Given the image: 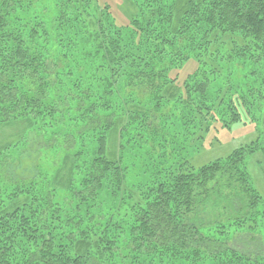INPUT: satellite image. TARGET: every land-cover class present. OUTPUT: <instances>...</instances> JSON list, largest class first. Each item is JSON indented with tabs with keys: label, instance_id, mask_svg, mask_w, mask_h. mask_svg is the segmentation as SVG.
Segmentation results:
<instances>
[{
	"label": "trees",
	"instance_id": "16d2710c",
	"mask_svg": "<svg viewBox=\"0 0 264 264\" xmlns=\"http://www.w3.org/2000/svg\"><path fill=\"white\" fill-rule=\"evenodd\" d=\"M127 1L137 13L118 27L96 0H0V126L15 131L0 147V264H264L246 167L263 133L194 168L170 132L203 143L243 115L261 124L264 0ZM190 59L178 89L166 75Z\"/></svg>",
	"mask_w": 264,
	"mask_h": 264
},
{
	"label": "rangeland",
	"instance_id": "374dc122",
	"mask_svg": "<svg viewBox=\"0 0 264 264\" xmlns=\"http://www.w3.org/2000/svg\"><path fill=\"white\" fill-rule=\"evenodd\" d=\"M96 1L101 8L108 7L107 13L110 14L111 18L113 19L114 25L118 27H128L130 19L137 13L136 8H134V6L127 0ZM226 63H224L223 65H226ZM229 65L231 66L233 76L235 75L234 78H237L240 75L239 70L243 68L241 62L231 60ZM198 66L199 65H197L194 60L190 59L185 64H183L182 67L178 69L175 68L168 72L166 77L169 80L174 79L175 84L178 88L182 85L187 76L191 75L197 68H199ZM257 117H259V120L262 121L261 124L259 123V121H257L256 125L254 123H250L249 120L245 118V115H243L244 121L241 124L231 126L229 129H220V127L217 126L215 128V131L212 130V132H210L209 136L206 138V141H204L203 143L195 141L196 136H190V134H186L181 126H173L171 129L175 127L177 128H175L174 130L170 129V132L173 136V142L176 145V151H179V147H183L185 149L183 153L184 157L187 158L190 165L194 168H199L217 159L225 158L234 149L245 146L246 144L255 141L258 135L261 134V132L264 135V106L262 107V110L259 115H257ZM50 130L51 128L48 127L47 131ZM13 131L14 130L10 127L0 126V147L7 143H12L13 140H15L14 136H12ZM40 137L41 136H34L33 139L38 140ZM192 143L195 144V148L197 147L198 152H191L190 145ZM27 149L28 143L22 142L19 143L14 150L7 151H13L11 155L15 157L16 155H19L22 151H25ZM261 154L262 153H257L248 157L246 159V167L248 169V172L250 173L255 189L264 199V158ZM27 156V154L24 156L22 155L21 160L22 167L25 170L32 169L31 160L34 158V156H30L29 158H27ZM44 156L45 155H41L39 157V161L38 158L36 161L42 168V171H45V169L49 167V170L53 171L52 169L56 165L58 154L54 150H51L46 154L45 157ZM181 157L183 156L181 155ZM38 164L34 163L33 165L37 167ZM29 171L26 176H24V179H28L32 175V173L30 174ZM34 173L36 177L37 174L36 172Z\"/></svg>",
	"mask_w": 264,
	"mask_h": 264
}]
</instances>
